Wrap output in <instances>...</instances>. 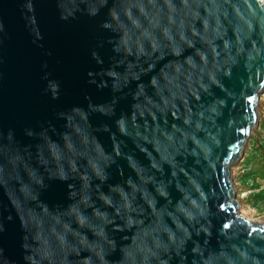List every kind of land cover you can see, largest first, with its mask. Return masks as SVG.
I'll list each match as a JSON object with an SVG mask.
<instances>
[{
  "label": "water",
  "instance_id": "95a60500",
  "mask_svg": "<svg viewBox=\"0 0 264 264\" xmlns=\"http://www.w3.org/2000/svg\"><path fill=\"white\" fill-rule=\"evenodd\" d=\"M263 91V0H0V264H264Z\"/></svg>",
  "mask_w": 264,
  "mask_h": 264
},
{
  "label": "rangeland",
  "instance_id": "374dc122",
  "mask_svg": "<svg viewBox=\"0 0 264 264\" xmlns=\"http://www.w3.org/2000/svg\"><path fill=\"white\" fill-rule=\"evenodd\" d=\"M257 111V125L231 172L235 198L240 202L239 215L251 211L254 216L251 221L264 224V91L259 96Z\"/></svg>",
  "mask_w": 264,
  "mask_h": 264
},
{
  "label": "bare ground",
  "instance_id": "6f19581e",
  "mask_svg": "<svg viewBox=\"0 0 264 264\" xmlns=\"http://www.w3.org/2000/svg\"><path fill=\"white\" fill-rule=\"evenodd\" d=\"M263 1H264V0H263ZM243 213H244V214H243ZM241 215H243L244 217H246L247 220H249V221H251V219L254 218L253 213H252L251 211H249V212H243V211H242V214H241ZM241 215H240V216H241ZM246 218H245V219H246Z\"/></svg>",
  "mask_w": 264,
  "mask_h": 264
},
{
  "label": "trees",
  "instance_id": "16d2710c",
  "mask_svg": "<svg viewBox=\"0 0 264 264\" xmlns=\"http://www.w3.org/2000/svg\"><path fill=\"white\" fill-rule=\"evenodd\" d=\"M260 193V192H259Z\"/></svg>",
  "mask_w": 264,
  "mask_h": 264
}]
</instances>
